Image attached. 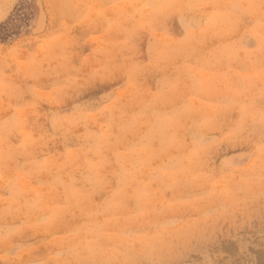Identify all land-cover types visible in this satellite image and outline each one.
<instances>
[{"label": "rangeland", "instance_id": "rangeland-1", "mask_svg": "<svg viewBox=\"0 0 264 264\" xmlns=\"http://www.w3.org/2000/svg\"><path fill=\"white\" fill-rule=\"evenodd\" d=\"M0 0V264H264V0Z\"/></svg>", "mask_w": 264, "mask_h": 264}, {"label": "trees", "instance_id": "trees-1", "mask_svg": "<svg viewBox=\"0 0 264 264\" xmlns=\"http://www.w3.org/2000/svg\"><path fill=\"white\" fill-rule=\"evenodd\" d=\"M26 2V0L24 1ZM9 21H6L0 25V41L4 40L6 37L11 34H15L16 32V22L18 24L23 23L27 20V13L24 12L23 4H20L19 8L16 9L13 18H9Z\"/></svg>", "mask_w": 264, "mask_h": 264}]
</instances>
